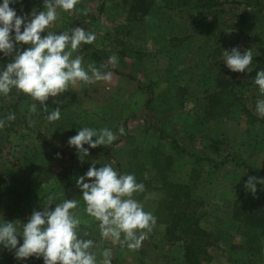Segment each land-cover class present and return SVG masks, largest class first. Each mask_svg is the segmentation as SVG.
Here are the masks:
<instances>
[{
    "label": "rangeland",
    "instance_id": "rangeland-1",
    "mask_svg": "<svg viewBox=\"0 0 264 264\" xmlns=\"http://www.w3.org/2000/svg\"><path fill=\"white\" fill-rule=\"evenodd\" d=\"M31 2L19 0L10 7L21 17L44 10V0ZM149 2L142 20L130 14V0H105L103 13L92 22L81 20L96 13L98 0H80L71 12L58 10L60 19L51 31L81 27L97 37L89 50L82 45L74 57L81 55L85 65L97 67L91 53L105 62L118 57V64L109 66L115 72L111 82H81L49 98L47 107H59L60 120L48 122L39 102L15 89L6 97L0 95V119L6 121L0 129V221L26 223L34 210L43 211L49 195L56 196V203L75 198L83 209L77 178L92 163L97 168L112 163L119 173L134 174L145 185L135 198L157 217V225L138 250L109 240L101 245L98 259L109 248L112 264H183L181 245L166 241V208L188 197L192 204L187 213L194 204V213L203 214L199 225L213 245L210 264H264V238L232 220L235 205L264 215V185H256L255 196L245 189L249 176L264 179V118L256 114V101L264 95L254 85L255 77L247 71L232 72L223 62V51L232 48L242 54L252 49V68L259 61L264 50V0H216L217 5L199 9L181 0ZM238 14L246 29L240 35L228 31L227 39L218 43V31ZM10 62L12 57L0 53V68ZM220 79L233 81L239 101L226 117L212 118L205 92L213 91ZM148 99L151 104L146 106ZM33 103L37 111L30 114ZM12 113L16 119L7 121ZM83 127H108L116 140L96 149L85 145L90 155L81 162L68 140ZM120 127L125 129L123 136ZM81 215L88 221L82 226L93 229L96 222ZM90 231L88 239L100 241L98 229ZM7 254L0 245V255Z\"/></svg>",
    "mask_w": 264,
    "mask_h": 264
},
{
    "label": "clouds",
    "instance_id": "clouds-1",
    "mask_svg": "<svg viewBox=\"0 0 264 264\" xmlns=\"http://www.w3.org/2000/svg\"><path fill=\"white\" fill-rule=\"evenodd\" d=\"M17 2L19 0H3L0 4V53L12 57V62L0 68V95L6 97L15 89L39 102L46 114L45 119L55 122L60 120L61 110L59 107L49 110V98L58 97L81 82H111L113 72L104 69L115 67L118 57L110 56L100 67L94 63L85 65L83 57H74V53L82 45L93 44L96 35L81 27L59 34L50 30L60 19L58 10L71 12L80 0H44V10H33L30 17L18 16L10 7ZM45 32L47 35L42 36ZM18 44L29 47L18 49ZM223 62L232 72L251 73L253 50H245L243 54L239 48L225 50ZM253 82L264 95V70L257 72ZM54 102L61 103L58 100ZM29 111L30 114L35 113L37 104L33 103ZM256 114L264 118V99L256 101ZM15 119L14 113L6 117L7 121ZM5 123L0 119V129L5 127ZM34 123L29 120L30 126ZM119 134L125 135L124 127L119 128ZM115 140V133L108 127H83L69 138L68 144L77 150L78 158L83 162L90 155L85 145L96 149L112 145ZM76 184L82 192L83 209L75 198L56 203V196L49 195L43 211L34 210L26 223L0 221V245L14 251L17 260L36 257L43 258L44 264H112L109 248L100 252L101 259L97 257L105 241L110 240L135 251L149 239L157 225V217L146 211L135 198V194L145 191V185L138 183L134 174H121L112 163L99 168L92 163L86 174L77 178ZM257 184L264 185V179L249 176L246 191L255 196ZM82 212L97 223L100 241L85 238L89 233L82 232L81 226L88 221L82 219ZM20 236L23 237L22 244L18 240Z\"/></svg>",
    "mask_w": 264,
    "mask_h": 264
},
{
    "label": "trees",
    "instance_id": "trees-1",
    "mask_svg": "<svg viewBox=\"0 0 264 264\" xmlns=\"http://www.w3.org/2000/svg\"><path fill=\"white\" fill-rule=\"evenodd\" d=\"M28 3L32 0H26ZM211 3H193V0H181L182 5H187L190 8H203V6H215L216 0H206ZM105 0H98V5L96 13H89L83 17L81 21H95L103 13ZM243 2V1H241ZM32 5L35 3L31 2ZM237 4L240 2L237 1ZM258 3H255L253 7H257ZM129 11L133 15L134 19L142 20L147 12L148 7L151 6L149 0H130ZM74 28V27H72ZM71 28V29H72ZM246 29L245 20L243 15L238 14L233 18V22L226 27L223 31H218L217 42L220 43L222 40H226V34L228 31L237 30L240 33ZM213 34H209L208 37L211 38ZM83 49L89 50V45H83ZM89 58H91L98 66L105 63L103 58L96 53H91ZM252 72L249 76L255 77L257 72L264 70V50L257 64L252 68ZM107 70L112 71L109 67ZM233 81H226L220 79L216 82L214 90L211 92H205V101L208 108V113L212 118L226 117L229 110L239 101V97L233 88ZM151 104V99L147 100L146 106ZM192 201L185 197L184 200L170 202L166 208L170 212V218L166 223L165 234L166 241L181 245L183 250V264H210L212 261V255L210 252L211 241L209 234L200 227V220L203 218V214L194 213V204L190 213L187 211L190 209ZM165 209V210H166ZM232 220L249 230H251L253 235H258L264 238V215L256 213L253 209H246L241 205H235L232 211ZM98 229L97 223L94 224L93 231ZM87 227L81 226V231H90ZM23 238L19 239L22 240ZM0 264H44L43 258L37 259L36 257H30L25 260H17L15 258V252L9 251L7 255H0Z\"/></svg>",
    "mask_w": 264,
    "mask_h": 264
},
{
    "label": "crops",
    "instance_id": "crops-1",
    "mask_svg": "<svg viewBox=\"0 0 264 264\" xmlns=\"http://www.w3.org/2000/svg\"><path fill=\"white\" fill-rule=\"evenodd\" d=\"M21 238H23V237H20V238H18V239H21Z\"/></svg>",
    "mask_w": 264,
    "mask_h": 264
}]
</instances>
